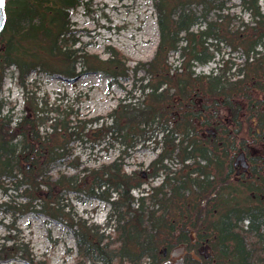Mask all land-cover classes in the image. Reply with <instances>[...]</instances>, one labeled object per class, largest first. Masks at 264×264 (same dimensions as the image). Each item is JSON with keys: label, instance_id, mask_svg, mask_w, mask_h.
I'll return each mask as SVG.
<instances>
[{"label": "trees", "instance_id": "trees-1", "mask_svg": "<svg viewBox=\"0 0 264 264\" xmlns=\"http://www.w3.org/2000/svg\"><path fill=\"white\" fill-rule=\"evenodd\" d=\"M86 1L5 0L0 87L4 71L13 67L24 105L14 120L7 114L12 109L2 113L0 99V192L6 193L9 184L26 201H1L0 212L13 222L34 211L65 223L75 241L76 264H160L164 250L193 235V247L202 253L199 261L186 264H220V259L264 264V14L259 0H239L246 21L231 11V0H151L158 41L152 57L131 68L112 47L104 59L73 49L78 40L69 16ZM221 46L239 51L243 62L215 60ZM172 55L176 63L170 62ZM211 62L216 65L207 74L193 69ZM77 63L87 72H101L110 84L131 83L140 102L120 101L105 119L57 110L50 115L47 101L29 90V73L68 80L76 75ZM139 72L143 76L137 77ZM84 138L118 139L124 146L120 155L152 140L158 153L146 178L126 172L120 157L75 174L55 170L62 164L77 169L70 144ZM240 151L251 163L238 181L244 195L235 194L230 183L223 186ZM167 160L178 165L174 172ZM159 174L157 186L141 190ZM135 189L141 191L137 197ZM70 193L109 205L103 227L71 212ZM6 231L0 258L30 261L28 245L9 235L13 228Z\"/></svg>", "mask_w": 264, "mask_h": 264}, {"label": "rangeland", "instance_id": "rangeland-1", "mask_svg": "<svg viewBox=\"0 0 264 264\" xmlns=\"http://www.w3.org/2000/svg\"><path fill=\"white\" fill-rule=\"evenodd\" d=\"M238 4L239 0H231V11L245 21L248 20L247 14L240 10ZM259 4L264 12V0H259ZM69 22L72 36L78 40L73 49L83 48L82 50L89 56L96 55L104 59L107 57L106 51L112 47L128 59L127 66L130 68L137 62L148 61L158 41V29L151 0H87L84 5L70 13ZM222 56L230 58L235 64L243 62V56L239 51L233 52L225 46H221V50L215 55V60ZM176 59L177 55H172L170 62L176 63ZM63 64L60 63L59 66ZM215 65V62H211L203 66H195L193 69L196 73L207 74ZM63 66L66 67L67 64ZM74 71L76 75L68 80L60 75L34 71L29 73L28 88L37 97L47 101L46 108H52L50 115L57 110L77 112L79 118L105 119L120 101L136 106L141 100V95L137 89L131 88V83L110 84V78L101 72H87L79 63L74 64ZM229 72L232 73L233 70ZM16 74L13 67H8L3 73L0 87V99L4 102L2 113L5 114L12 109L7 114H13L14 120L22 115L24 105L23 90L17 84ZM140 76H143L142 72L137 75ZM135 85L137 86L138 83ZM98 122L101 120L92 123L91 126L87 125L85 132L98 127ZM93 138L92 136L90 140H96ZM119 142L118 139L109 140V138L92 142L84 138L81 142L71 143L73 156L78 159L77 169L62 164L55 170H66L68 174H75L82 168L98 167L120 157L126 172H141L146 178L145 173L150 171L148 166L158 153L153 141L138 143L134 149L127 150L122 155L120 154L124 146ZM166 164L171 172H174L173 170L178 166L173 160H167ZM236 170L233 169L232 175L223 186L230 183L236 189L235 194L244 195L241 191L244 188H240L238 184L241 177L235 175ZM248 176L249 174L245 177ZM162 177L163 174H159L156 178H148V183L143 184L141 190L147 191L157 186L162 181ZM8 186L6 193L0 192V202L11 200L16 204H22L26 201L19 190L15 191L11 185ZM140 192L138 189L132 190V195L137 197ZM66 202L76 216L100 227H103L109 215L108 204L83 193L77 196L74 193L68 194ZM0 220L3 223L0 224V244L8 235L7 227L13 228L14 231L9 235L14 236L19 242L26 243L30 253L28 258L30 261L21 257L0 258V264H76L75 241L65 223L34 211L24 212L16 217L14 222L8 214L0 212ZM106 232L112 233L113 227L112 229L107 227ZM193 234L196 233L193 231ZM261 234L264 236V225ZM220 261V264L227 263L224 259Z\"/></svg>", "mask_w": 264, "mask_h": 264}, {"label": "water", "instance_id": "water-1", "mask_svg": "<svg viewBox=\"0 0 264 264\" xmlns=\"http://www.w3.org/2000/svg\"><path fill=\"white\" fill-rule=\"evenodd\" d=\"M5 0H0V32L3 30L5 22H6V14L4 10ZM239 166L242 169L246 170L248 164L246 162V157L243 151L238 152L235 160L233 162V166ZM186 253V244L181 243L173 248H171L168 252L164 251L163 254L167 255V258L162 261L160 264H184L183 256ZM194 259H198L195 255Z\"/></svg>", "mask_w": 264, "mask_h": 264}, {"label": "flooded vegetation", "instance_id": "flooded-vegetation-1", "mask_svg": "<svg viewBox=\"0 0 264 264\" xmlns=\"http://www.w3.org/2000/svg\"><path fill=\"white\" fill-rule=\"evenodd\" d=\"M238 170V169H237ZM236 170V171H237ZM247 172V171H245ZM181 243H186V253L184 254L183 256V261L184 263L188 260V259H191V260H195V261H199V255L202 253V250L201 248L199 247H196V249H194L193 246H195L196 244V239L194 240H190L189 243L188 242H181ZM180 244V243H179ZM178 245V244H177ZM196 255V257L198 259H194L193 256ZM186 264V263H185Z\"/></svg>", "mask_w": 264, "mask_h": 264}]
</instances>
